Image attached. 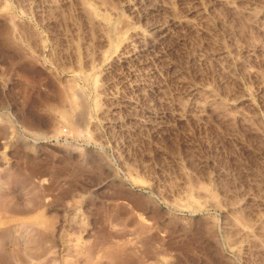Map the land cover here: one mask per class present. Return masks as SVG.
Segmentation results:
<instances>
[{"label":"rangeland","instance_id":"rangeland-1","mask_svg":"<svg viewBox=\"0 0 264 264\" xmlns=\"http://www.w3.org/2000/svg\"><path fill=\"white\" fill-rule=\"evenodd\" d=\"M142 259L264 264V0H0V264Z\"/></svg>","mask_w":264,"mask_h":264},{"label":"bare ground","instance_id":"bare-ground-1","mask_svg":"<svg viewBox=\"0 0 264 264\" xmlns=\"http://www.w3.org/2000/svg\"><path fill=\"white\" fill-rule=\"evenodd\" d=\"M146 250H148V249H146ZM149 251V250H148ZM147 251V252H148ZM146 252V251H145ZM147 255V254H146ZM146 260V259H145ZM145 260L143 261V259L142 260H139V261H136L135 263L136 264H147L148 262H145ZM147 260H149V259H147ZM150 262V261H149Z\"/></svg>","mask_w":264,"mask_h":264}]
</instances>
